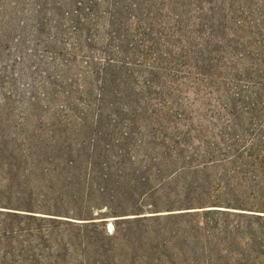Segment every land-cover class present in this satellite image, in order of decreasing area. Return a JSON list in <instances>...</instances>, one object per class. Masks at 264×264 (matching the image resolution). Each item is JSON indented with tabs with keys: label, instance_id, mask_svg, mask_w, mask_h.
<instances>
[{
	"label": "trees",
	"instance_id": "1",
	"mask_svg": "<svg viewBox=\"0 0 264 264\" xmlns=\"http://www.w3.org/2000/svg\"><path fill=\"white\" fill-rule=\"evenodd\" d=\"M57 10L85 75L0 61V264H264V0Z\"/></svg>",
	"mask_w": 264,
	"mask_h": 264
},
{
	"label": "rangeland",
	"instance_id": "2",
	"mask_svg": "<svg viewBox=\"0 0 264 264\" xmlns=\"http://www.w3.org/2000/svg\"><path fill=\"white\" fill-rule=\"evenodd\" d=\"M65 0H0V61H6L9 65V76L17 77L18 84H29L34 91L40 88L43 77H47L54 65L56 56L68 59V63L74 66L76 73L85 75L86 69L82 64L81 56L71 52L77 39L69 32L60 35L59 20L60 11L57 7ZM60 3V4H59ZM100 25L106 22V13L103 8ZM94 14L98 11L93 9ZM102 30V27H101ZM102 42L97 39V47ZM67 49V50H65ZM60 63V62H59ZM47 71L48 73L44 72ZM63 69L59 70L60 73ZM42 80V81H41ZM37 86L35 88H31ZM114 221H109V228L113 230Z\"/></svg>",
	"mask_w": 264,
	"mask_h": 264
}]
</instances>
